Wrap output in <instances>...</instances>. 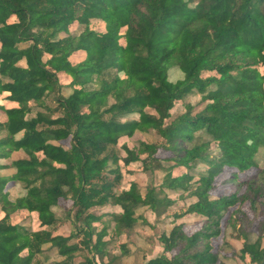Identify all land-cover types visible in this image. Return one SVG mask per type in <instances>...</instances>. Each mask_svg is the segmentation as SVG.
<instances>
[{"label": "trees", "instance_id": "1", "mask_svg": "<svg viewBox=\"0 0 264 264\" xmlns=\"http://www.w3.org/2000/svg\"><path fill=\"white\" fill-rule=\"evenodd\" d=\"M261 148L264 0H0V264H264Z\"/></svg>", "mask_w": 264, "mask_h": 264}, {"label": "rangeland", "instance_id": "2", "mask_svg": "<svg viewBox=\"0 0 264 264\" xmlns=\"http://www.w3.org/2000/svg\"><path fill=\"white\" fill-rule=\"evenodd\" d=\"M172 71L170 72V79L171 80H176V77L172 75ZM190 101L192 103H196L199 101L197 97L191 98ZM184 111V108L180 105L177 104L175 108L173 109L172 113L173 114H179ZM136 140H147V141H156V137L153 134H141L138 133L135 136ZM258 162L260 165H264V148L260 149V152L258 154ZM4 173L10 174V171H5ZM161 178L160 176H155L152 174L148 175H139L138 177V182L141 183L143 186L150 185L152 183H158L160 182ZM222 181V180H221ZM17 192L19 194H24L25 192L22 190L21 186L17 185L16 186ZM234 191V188L230 185H220L215 191H214V196L222 193V192H232ZM179 202V201H177ZM63 203V202H62ZM63 205V204H62ZM178 205H181L180 203H177L175 207L171 208V210L177 209ZM245 209L247 211L248 207L246 206ZM55 211L58 214V217H63V212L60 209H55ZM120 208H111V207H106L102 209H98V213H107V212H120ZM141 213L146 214L147 219H149L150 222L155 221V216L148 212L147 210H142ZM185 224V228L187 232L189 233H194L195 231H198L201 227V218L199 216H187L183 220H181ZM171 219H163L159 224L158 227L163 230V231H169L171 229ZM148 233H150L149 228H147ZM60 234L63 235H68L69 234V229L67 225H65L63 228L59 230ZM258 238V233L255 230L253 234L251 235V242H255ZM134 243L130 246L131 249V254L123 259L121 263L117 262L116 264H146V262L154 257L160 256L163 254V247L157 243L156 239L151 236L147 237L145 235H135L133 237ZM228 242L230 244V247L227 250V253H232V257H229L225 259V264H242L240 259H239V250L243 247V241H238L235 238V234L232 231L228 232ZM112 252L115 254L119 255L120 251L118 250L117 247L111 248ZM52 261L54 260H59L56 257H52Z\"/></svg>", "mask_w": 264, "mask_h": 264}, {"label": "clouds", "instance_id": "3", "mask_svg": "<svg viewBox=\"0 0 264 264\" xmlns=\"http://www.w3.org/2000/svg\"><path fill=\"white\" fill-rule=\"evenodd\" d=\"M5 95H7V93Z\"/></svg>", "mask_w": 264, "mask_h": 264}]
</instances>
